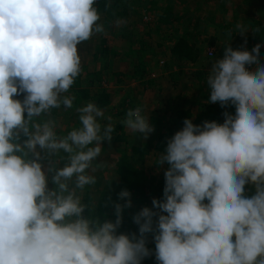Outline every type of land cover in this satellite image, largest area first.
<instances>
[{"label": "clouds", "instance_id": "clouds-1", "mask_svg": "<svg viewBox=\"0 0 264 264\" xmlns=\"http://www.w3.org/2000/svg\"><path fill=\"white\" fill-rule=\"evenodd\" d=\"M95 2L0 0V264H141L151 255L148 233L159 264H264L261 45L251 52L227 45L211 64L209 102L235 105L236 113L225 112L223 124L184 120L156 160L170 166L164 200L152 201L159 211L145 207L133 217L139 237L117 235L130 199L115 204V222L84 215L89 206L79 193L96 183L88 170L105 166L93 162L101 142L112 140L111 116L88 102L76 109L81 126L66 135L57 134L55 120L35 118L72 107L74 97L64 94L81 72L78 45L104 31ZM21 93L22 102L13 99ZM121 123L144 139L154 131L140 107ZM247 183L256 189L250 198Z\"/></svg>", "mask_w": 264, "mask_h": 264}, {"label": "rangeland", "instance_id": "rangeland-1", "mask_svg": "<svg viewBox=\"0 0 264 264\" xmlns=\"http://www.w3.org/2000/svg\"><path fill=\"white\" fill-rule=\"evenodd\" d=\"M118 1L124 10L120 17L114 16L113 13H119L115 7ZM253 1H255L257 8L254 7ZM257 1L260 2L257 3ZM104 5H106L108 10L103 8ZM94 7L98 10L100 15L98 23L103 25L104 31L102 33H93L89 40L78 45V54L81 58V72L76 77L69 92L64 94L74 97L72 107L68 109H65L63 106L59 109L54 108L50 114L36 118L37 122L45 118H56V130L63 129L65 126L67 130L65 129L63 132L67 134L73 127H80L79 114L76 109L85 106L88 102H93L97 106L98 103L102 104L99 105V108L101 110L105 109L102 111L106 117L111 116V123L115 125L112 132V140L111 142L107 140L101 142V156L97 157L93 162V167H96V164L101 162H106L105 166L97 168L94 172L91 169L88 170V174L96 177V183L86 186L79 193L82 197V202H84L85 198H89L92 200V203H96L99 199H102L103 195L101 193H111L113 186V189L119 192L120 179L116 173V165L122 156H133L134 148L138 149L147 146L149 151L146 158L136 163L137 168L142 164V169L144 168L145 171L151 172L153 175H160L163 172L165 163L162 166L155 165L157 164V157L160 154H164L167 147H162L157 154H151V148L155 145L157 134L161 128L152 125L154 131L148 134L147 139H144L142 134L138 132L133 133L127 129L121 123L120 118H125L126 110L131 109V106H133L132 109L139 106L143 111V107L141 106H144L141 101L143 90L141 91V89L146 88L148 84L161 85L163 83L162 80L167 77L172 78L173 82L177 83V86L181 85L179 83L181 81L180 78H173V75L167 76L169 70L175 71L174 69L180 68L191 72L189 66L191 62L187 60L179 64L178 60L180 59L177 57L175 51L173 53L176 43L180 39L185 41L190 48L195 50L193 51V55H198L197 51H200L202 56L207 57V64L209 62L213 63V60L217 58L216 52L224 55L225 48H222V40L230 32L229 25L226 26L229 29L223 28L222 23L232 20L231 24L233 27L237 25L235 20L244 14L247 15V20L250 21L252 17L260 14L261 10H263L261 7H264V0H96ZM252 12L254 13L250 17L249 15ZM238 21L240 24L243 22L241 18ZM262 22L264 23V13L262 14ZM233 29L232 33L236 31V28ZM212 38L217 41L214 48L210 46L209 42ZM260 42L258 44L261 45L259 60L261 64H264V42ZM254 46L255 44L252 41L250 47L246 50L251 52ZM209 52H213V55L209 56ZM217 56H220V54H217ZM182 78V82L190 81L188 76ZM203 82L205 88L203 94H205L206 80H203ZM181 86L182 90L190 92L189 89L187 90L183 85ZM77 89L87 90L89 99L83 100L78 95ZM208 92H210V88ZM25 95L26 93H21L14 96L13 99L22 102ZM171 98L168 95L165 98L166 102L162 101V103H166L163 107L164 110L168 109L166 107H171L167 106V101L170 100L172 102ZM116 107L121 109H117ZM116 110L119 113H116ZM24 115L27 118V113ZM118 116L121 117L118 118ZM152 119L162 122V119L149 118V123ZM164 119L166 120L167 118ZM99 122L102 125L109 123L106 119H100ZM159 126L161 125L159 124ZM25 139L27 137L22 135L20 142L22 143ZM43 155L45 153L42 152ZM63 155L61 153L56 159H60ZM42 161V164H45L46 168L49 160L43 159ZM59 166L62 167L63 162ZM147 172L145 175L148 178ZM98 177H101L103 181H108L109 184L101 183ZM48 187L50 189L55 187L51 182L50 175ZM255 191V185L247 183L243 195L250 198L255 195ZM157 198L156 196H151L146 205L141 206V203L137 202L131 204V207L126 208L127 212H122L127 215V218L134 220L133 217L145 207L152 209L154 212L159 211L151 204V201ZM157 200L160 201L159 199ZM115 204L117 202L113 199L111 205L114 208ZM153 220L157 221L158 216L154 217ZM133 223L135 222L133 221ZM124 231L126 233L127 228ZM147 241L146 247L152 250L153 257L149 262H143L142 259L141 264H159L155 256L153 233H149Z\"/></svg>", "mask_w": 264, "mask_h": 264}, {"label": "crops", "instance_id": "crops-1", "mask_svg": "<svg viewBox=\"0 0 264 264\" xmlns=\"http://www.w3.org/2000/svg\"><path fill=\"white\" fill-rule=\"evenodd\" d=\"M258 2L260 1H257V3ZM253 3H254V7L257 8L255 1H253ZM261 9L264 10V7L263 8L261 7ZM263 10H261L260 14H257L254 17H252L254 13L252 12V14L249 15L250 17H252L250 21L247 20L246 14L239 16V18L243 20L241 25H243L245 28L248 26V28H246L247 32L244 33V35H241L238 33L236 25L232 27V24H231L232 20H230L229 22L224 21L222 23L223 28L229 25L230 32L228 33L229 35L227 34L225 36V39L222 40V43H223L222 48L224 49L226 45H229L233 50H246L250 47V43L252 41L255 44V46L261 43L260 41L264 42V23L262 22V14L264 13ZM239 18L235 20L237 24H240L238 21ZM226 28L229 29L228 27ZM233 28H236V31L234 33H232L233 32L232 30H234ZM248 37L250 38L248 39ZM209 42H210V46L213 48L217 44V41L213 38L209 40ZM192 50L195 51L194 49ZM173 53H174V50H173ZM197 53L198 55L195 56L196 60L193 62L190 61L191 63L189 64L191 72L182 70L180 68L179 69L173 68L175 71L169 70L167 74V76L173 75V78H180L181 81H179V83L183 85L184 88H187V90L189 89L190 92L185 91L184 89L182 90L181 85L177 86V83L173 82L172 78H167V77H165L162 80L163 83L161 85L150 83L146 86V88L141 89V91L143 90L141 101L144 104V106L141 105L143 107L142 115H145L148 118L162 119V122L159 120L156 121L154 119H152L153 121L150 120L151 126L153 125V126H156L157 128H161L159 130V133L157 134L155 145H153V147L151 148L152 149L151 154L153 155L155 153L157 154V152L160 149H162V147L164 148L167 147L168 141L178 131L183 129L185 119H190L194 125H201V126L203 125L205 121H209V122L215 121L218 124H223L225 121V116H224L225 112H228L229 114L233 116L236 113L235 105L228 104L222 107L219 102L217 103L209 102L210 92H208L209 87L207 85V82H205L206 90H205V94H203V90L205 89L203 80L207 81V75L211 68L209 66L212 63L209 62L207 64V59H206L207 57L205 58L204 56H202L200 51H197ZM217 54H220V56H217ZM212 55H213V52H212ZM214 55H215V52H214ZM223 56L224 55L222 53L216 52V57H217L216 60L218 58L222 59ZM178 61H179V64H181V63L186 62L187 60L180 59ZM184 76H188L190 81L182 82V79H183L182 77ZM168 95L172 97L171 98L172 102H170V100L167 101V106H171V107L170 108L166 107L168 109L164 110L163 107L165 106L166 103H162V101H165V98L168 97ZM116 108L121 109L119 107H116ZM132 108L133 106H131V109ZM102 110L104 111L105 109L103 108ZM116 113H119V111L116 110ZM186 113L189 114V118L185 117V115H188ZM120 117L121 116H118V118ZM164 118H167V119L165 120ZM120 119L122 121L125 118H120ZM159 124L161 126H159ZM146 153L148 154L149 151H147ZM147 154L145 155V158L147 157ZM155 166H159V164H156ZM140 167H143V166H140ZM169 167L170 166L167 164V162H165V166L163 167V172L160 175H153L151 174V172H147L143 168L144 172L145 173L147 172L148 178H149V179L147 178L146 182L144 183L145 196L143 198H140L139 194H137L136 192H129L130 197L120 199L118 194L121 191L116 192L113 190L112 191L115 192V194L110 195V197L115 199V202L121 205H124L130 199L131 204L139 202L141 203V206H143V205H146V202L151 196H156V198L158 197L157 199H159L160 201H163L162 199H164L163 193H164V187H165L164 173ZM98 179L103 184H107V185L109 184L108 181H103L101 177H98ZM207 202L208 201L205 200V203ZM93 204H96V203H93ZM151 204H152V201H151ZM126 208L128 207L123 208L122 211L127 212ZM125 218L127 219V215L125 216ZM128 223H130L131 225L133 222H128Z\"/></svg>", "mask_w": 264, "mask_h": 264}, {"label": "trees", "instance_id": "trees-1", "mask_svg": "<svg viewBox=\"0 0 264 264\" xmlns=\"http://www.w3.org/2000/svg\"><path fill=\"white\" fill-rule=\"evenodd\" d=\"M113 1H115V0H113ZM115 7H116V9H118V12L120 14L119 13L115 14V12H113L114 16L117 15V17L118 16L120 17L121 14L124 12V10H123L121 4L119 3V1L117 4H115ZM103 8H106V5H104ZM106 9L108 10V8H106ZM119 9H120V11H119ZM174 51L176 52L177 57L182 59V60H189L192 62L196 60V57H195L196 54L193 55L192 48H190L186 44V42L183 40H179L176 43ZM77 90H78V95L81 96V98L83 100L89 99V97H88L89 95H88L87 90H85V89L84 90L77 89ZM99 105H102V104L98 103V107H99ZM186 114H188V113H186ZM185 117L189 118V114L185 115ZM45 119L55 120L56 118H45ZM74 126H75V124H74ZM65 129L67 130V128H65V126H64L63 129L56 130L57 134L58 135H66L63 132V130H65ZM132 148H134V147H132ZM147 151H148L147 146L144 148H138V149L134 148L133 149V156H131V157L122 156L121 157V159L119 160V162L116 165V173L119 175V179H120V183H119V187H118L119 192L123 191V190H127L128 192H136L137 194H139L140 198H143L145 196L144 183L146 182L147 177H146L145 172L142 169V167H138V168L136 167V163L138 161L141 162L142 159L145 158ZM30 158H31V156H30ZM40 162L43 163L42 160ZM140 166H142V164ZM113 187L111 190L115 191L113 189ZM113 191L109 194L101 193L103 195L101 197L102 199H99L95 205H93V203L91 202L92 201L91 199L85 198L84 203L88 204L89 207H88V209L85 210L84 215L86 217L91 216L93 219H99L101 223H103L105 221L115 222V220H116L115 208L111 205V201H113V198L110 197V195L115 194V192H113ZM121 216H122V223H121L120 227L117 229V235L125 234V235H129V237L131 238V236L133 234H135L137 237H139V225H137L136 223H132L130 225V223H128V222H133L134 220H130L129 218L126 219L125 213L122 212ZM126 228H127V232L125 233L124 230ZM130 230H132V231H130ZM128 232H129V234H128ZM146 236H147V240H148L149 233L146 234ZM233 240H234V237H233ZM147 242H146V244H147ZM150 252H151V255L148 257H145L142 260L143 262H145V261L149 262L152 260L153 252H152V250H150Z\"/></svg>", "mask_w": 264, "mask_h": 264}, {"label": "built area", "instance_id": "built-area-1", "mask_svg": "<svg viewBox=\"0 0 264 264\" xmlns=\"http://www.w3.org/2000/svg\"><path fill=\"white\" fill-rule=\"evenodd\" d=\"M209 56H212V52H209Z\"/></svg>", "mask_w": 264, "mask_h": 264}]
</instances>
